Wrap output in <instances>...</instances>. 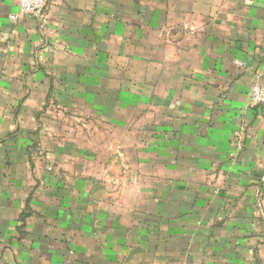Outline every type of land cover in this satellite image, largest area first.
I'll return each mask as SVG.
<instances>
[{
  "label": "crops",
  "instance_id": "obj_1",
  "mask_svg": "<svg viewBox=\"0 0 264 264\" xmlns=\"http://www.w3.org/2000/svg\"><path fill=\"white\" fill-rule=\"evenodd\" d=\"M0 0V264H264V0Z\"/></svg>",
  "mask_w": 264,
  "mask_h": 264
},
{
  "label": "built area",
  "instance_id": "obj_2",
  "mask_svg": "<svg viewBox=\"0 0 264 264\" xmlns=\"http://www.w3.org/2000/svg\"><path fill=\"white\" fill-rule=\"evenodd\" d=\"M45 1L46 0H18L19 13L12 16V18L28 14L39 15L45 7ZM252 98L256 103L264 104V86L254 85L252 87Z\"/></svg>",
  "mask_w": 264,
  "mask_h": 264
}]
</instances>
